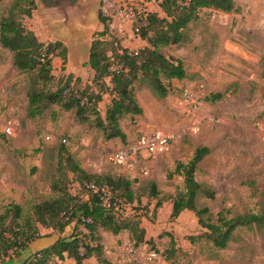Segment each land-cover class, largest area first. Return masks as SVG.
Here are the masks:
<instances>
[{
  "label": "rangeland",
  "instance_id": "374dc122",
  "mask_svg": "<svg viewBox=\"0 0 264 264\" xmlns=\"http://www.w3.org/2000/svg\"><path fill=\"white\" fill-rule=\"evenodd\" d=\"M14 1L0 2V22ZM78 2L47 7L41 0H32L26 7L30 16L19 18L44 46L95 39L103 30L95 15L108 16L103 0H89L84 6ZM234 2L237 11L231 13L201 10L188 24L185 42L160 48L166 58L183 62L187 77L169 83L163 99L139 83L132 86L143 113L119 121L125 142L107 139L95 126V116L80 122L75 111L55 104L29 117L32 84L38 93L55 91L71 73L54 57L52 80H34L33 74L13 67V54L0 45V228L21 231L35 226L41 236L45 234L33 208L58 196L53 182L58 180V190L65 188L71 196L83 194L76 185L80 175L73 172V162L86 174L123 177L131 183L133 201L122 200L121 208L144 231L143 242L136 246L138 234L131 239L127 231L116 236L106 233L102 246L111 264H264V229L237 228L228 246L217 249L202 237L205 230L191 211L171 219L172 200L166 201L184 192L177 163L187 164L197 148L205 147L209 154L194 171V179L214 193L213 199L199 196L195 201L197 209H207L204 220L218 224L220 214L227 219L257 214L264 204V0ZM132 4L141 6L145 14H159V0ZM109 21L111 35L121 44L123 38L114 26L119 20ZM54 54L59 55L60 49ZM72 75L82 82L79 90L87 86L97 91L94 74L91 78L87 73ZM101 92L97 112L104 119L112 95L104 87ZM186 93L198 100L196 108L185 100ZM155 131L172 132L176 139L168 152L146 162L144 173L139 168L128 172L112 162L118 149ZM160 201V208H155ZM14 206L21 208L18 220ZM22 251H10L0 264H13Z\"/></svg>",
  "mask_w": 264,
  "mask_h": 264
},
{
  "label": "trees",
  "instance_id": "16d2710c",
  "mask_svg": "<svg viewBox=\"0 0 264 264\" xmlns=\"http://www.w3.org/2000/svg\"><path fill=\"white\" fill-rule=\"evenodd\" d=\"M29 5H32V0L13 2L7 16L0 22V45L13 54V67L19 73H31L34 80L46 79L49 82L52 80L50 74L53 58L59 57L64 67L67 49L60 42L44 46L33 32L22 26L19 16H30L26 9ZM158 5L161 15L149 12L144 22L133 25L134 34L147 44L137 50L123 48L118 39L111 35L109 18L99 12L98 21L103 30L92 40L86 64L94 74L97 91L92 92L87 86L79 90L77 87L82 82L72 74L63 79L55 91L48 90L47 93L34 91L33 83L28 93L29 117H35L49 105L55 104L64 111H75L80 122H88L90 114L95 116V126L105 133L107 139L119 138L125 142L126 136L121 131L119 121L125 115L140 116L143 113L132 86L139 83L148 87L158 99H163L169 92V83L180 82L187 77L183 62L166 58L160 53V48L185 42V30L190 22L197 19L201 10L223 13L237 11L234 0H159ZM57 49H60L59 55L54 54ZM43 55L46 56L43 58ZM102 87L112 95L104 119L97 112V106L102 101ZM208 154L207 148H197L187 164L177 163L176 173L184 179V192L166 201L172 200L171 219H176L184 211H191L197 217L199 226L205 230L202 237L215 248L225 249L237 228L255 226L258 230L264 229V204L257 214L247 213L229 219L220 214L218 224L209 219L204 220L207 209H197L195 201L199 196L213 199L214 193L194 179V171ZM71 166L73 172L80 175L75 181L83 194L81 197L71 196L65 188L58 190V180L53 182L52 190L58 196L36 205L33 217L44 229L58 233L59 238L53 245L36 252L22 264H51L63 260L64 255L73 259L75 264H86L85 261L91 257L97 264H111L105 258L100 231L114 236L127 231L131 239L138 234L134 239L136 246L143 242L144 231L138 223L115 210L116 206L123 203L122 200L125 203L126 200L133 201L129 179L89 175L75 163L71 162ZM152 187L155 189L154 184ZM103 189L109 193L108 205L104 202L106 196ZM161 203L155 208H160ZM14 211L15 218L20 219L21 208L14 206ZM29 219H25V225H28ZM67 228L71 229V233L64 236ZM39 237L42 236L35 226H27L26 230L21 231L15 227L0 228V262L8 257L10 251L20 252ZM171 246L172 249L175 247L172 238ZM171 257L169 254L167 260Z\"/></svg>",
  "mask_w": 264,
  "mask_h": 264
},
{
  "label": "built area",
  "instance_id": "2783aa9c",
  "mask_svg": "<svg viewBox=\"0 0 264 264\" xmlns=\"http://www.w3.org/2000/svg\"><path fill=\"white\" fill-rule=\"evenodd\" d=\"M103 3L104 11L108 13L106 17L110 20L118 19L121 22L130 23L132 26L134 24H140L145 20L146 14L141 6L132 4L128 0H120L119 2L116 1V3H113V0H103ZM45 56L43 55V58ZM185 100L189 101L194 108L199 105L198 100L188 93L185 94ZM6 133L11 134L10 129H7ZM175 139V134L172 132L155 131L141 136L134 143L118 149L112 155L111 160L115 165L122 166L128 172H134L136 168H139V171L144 173L146 170V162L154 161L168 152ZM102 192L106 196L104 202L108 205L109 193L105 189ZM121 206L122 204L116 206L115 210L119 214L124 215Z\"/></svg>",
  "mask_w": 264,
  "mask_h": 264
},
{
  "label": "crops",
  "instance_id": "0c3cea01",
  "mask_svg": "<svg viewBox=\"0 0 264 264\" xmlns=\"http://www.w3.org/2000/svg\"><path fill=\"white\" fill-rule=\"evenodd\" d=\"M88 1L89 0H81V2L79 1L78 3H81L80 5L84 6V5H86V3H88ZM116 1L119 2L120 0H113V3H116ZM128 1L133 3L134 1L143 2L144 0H128ZM157 8L159 9L158 13L161 14V10H160L159 6ZM95 16L97 17V22L99 24L100 22L98 21V16L97 15H95ZM85 19H89V18H85ZM91 19L92 18L90 17V20ZM119 22H120V20L118 22H114V26H116L115 28L118 29V31L120 32V37L123 38L122 39L123 41H121V44L123 45V47L128 48L130 50H137V49H142V48L147 46L146 42L142 41L139 37H137L134 34L133 26L130 23L122 22L123 25H121V23H119ZM127 24H129V25H127ZM114 26L111 25L112 28H114ZM123 31H124V34H122ZM132 34H133V38L131 37ZM124 39H126V40L124 41ZM92 40H93V38L92 39L89 38L87 40L84 39L81 42L77 41V42L64 43L63 44L67 49V58H66L65 65H64L65 72L71 73L74 75H80V77H81V74H83V73H87V75H89V78H91L93 76V72L89 69L88 66H86L87 61H88V56H89V49H90ZM54 60H56V59H54ZM56 61L55 62L53 61V63H56ZM170 206H171V210H172V203L170 204ZM184 212H182V213H184ZM70 233H71V229L67 228L64 236H68V235H70ZM100 236L102 239H104L107 236V234L102 233V234H100ZM58 238H59L58 233L53 232L50 229L47 230V232H45V234H42L41 238L35 239L31 243H29L27 245V247L21 252V255L17 258V260H15L13 262V264H22V262L24 260H26L27 258L32 256L36 252L53 245L57 241ZM56 261L55 262L57 264H75V261L73 259L68 258L66 255H64L63 260H61V261L56 260ZM93 261H95V263ZM85 263L86 264H97L96 260L93 257L88 258L85 261Z\"/></svg>",
  "mask_w": 264,
  "mask_h": 264
},
{
  "label": "water",
  "instance_id": "95a60500",
  "mask_svg": "<svg viewBox=\"0 0 264 264\" xmlns=\"http://www.w3.org/2000/svg\"><path fill=\"white\" fill-rule=\"evenodd\" d=\"M50 1V3H47L46 6L47 7H56L59 5V0H48ZM71 2V4H73L75 2V0H69Z\"/></svg>",
  "mask_w": 264,
  "mask_h": 264
},
{
  "label": "flooded vegetation",
  "instance_id": "af4514ba",
  "mask_svg": "<svg viewBox=\"0 0 264 264\" xmlns=\"http://www.w3.org/2000/svg\"><path fill=\"white\" fill-rule=\"evenodd\" d=\"M41 1L44 3L45 6L47 3H50V1H48V0H41ZM63 2L67 3V4H71V2L69 0H59V5ZM76 2H78V0H75V2L73 4H75Z\"/></svg>",
  "mask_w": 264,
  "mask_h": 264
}]
</instances>
